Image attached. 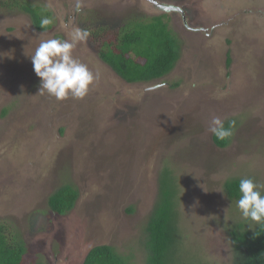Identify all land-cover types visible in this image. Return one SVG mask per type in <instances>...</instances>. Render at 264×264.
Segmentation results:
<instances>
[{
  "label": "rangeland",
  "instance_id": "1",
  "mask_svg": "<svg viewBox=\"0 0 264 264\" xmlns=\"http://www.w3.org/2000/svg\"><path fill=\"white\" fill-rule=\"evenodd\" d=\"M30 1L53 13V30L37 32L29 15L0 5V221L47 264H83L104 243L144 264L140 241L168 167L186 245L229 264L228 229L242 217L224 182L264 184V0H159L185 20L150 0H79L76 29L78 0ZM165 12L183 42L170 73L130 84L104 65L94 30ZM77 30L89 35L72 55L94 85L83 99L41 95L30 55L43 40L73 42ZM212 117L239 121L224 148L209 131ZM64 182L80 195L60 215L48 198Z\"/></svg>",
  "mask_w": 264,
  "mask_h": 264
},
{
  "label": "trees",
  "instance_id": "2",
  "mask_svg": "<svg viewBox=\"0 0 264 264\" xmlns=\"http://www.w3.org/2000/svg\"><path fill=\"white\" fill-rule=\"evenodd\" d=\"M0 5L23 11L35 27L49 31L53 27L51 13L30 0H0ZM50 23L41 26L43 19ZM100 58L128 83L157 80L170 73L182 54L183 42L170 26L168 13L140 16L114 28L101 26L93 31ZM231 63L230 57L227 60ZM176 85V84H175ZM239 121L228 119L224 127L231 133L225 139L212 136L214 143L224 148L230 144ZM244 177H230L224 190L231 200L239 199V181ZM80 191L70 182L57 187L48 198L50 209L57 214L69 213L76 205ZM178 183L170 168L159 176L156 200L148 217L140 241L144 250V264H214L195 251L187 242L181 225ZM132 209H129V211ZM232 257L229 264H264V224L237 220L229 227ZM133 253L124 254L112 244H97L87 252L83 264H136ZM0 264H47L28 254V246L19 232L0 221ZM227 264V263H226Z\"/></svg>",
  "mask_w": 264,
  "mask_h": 264
},
{
  "label": "clouds",
  "instance_id": "3",
  "mask_svg": "<svg viewBox=\"0 0 264 264\" xmlns=\"http://www.w3.org/2000/svg\"><path fill=\"white\" fill-rule=\"evenodd\" d=\"M81 10L79 0L76 11ZM50 23L45 18L41 26ZM89 33L77 30L73 35V42L57 39L43 40L30 55L33 70L40 78L39 93L45 92L57 100L67 98L83 99L94 85L95 75L85 63L72 55L74 43L86 40ZM209 131L220 139H225L231 133L224 127V121L219 117H212L209 122ZM239 199L237 208L245 221L257 225L264 224V184L252 178H242L239 181Z\"/></svg>",
  "mask_w": 264,
  "mask_h": 264
},
{
  "label": "flooded vegetation",
  "instance_id": "4",
  "mask_svg": "<svg viewBox=\"0 0 264 264\" xmlns=\"http://www.w3.org/2000/svg\"><path fill=\"white\" fill-rule=\"evenodd\" d=\"M152 3H153V5H155V6H157V7H159V3H162V2H160L159 0H150ZM49 10V9H48ZM50 11V10H49ZM75 11H76V8H75ZM50 13H51V18H52V15H53V13L50 11ZM181 13V12H180ZM79 17H81V15L80 14H77V11H76V13H75V16H74V23H75V29H76V22H77V20H78V18ZM184 17V16H183ZM185 23H186V21H185ZM32 24H33V22H32ZM187 24V23H186ZM33 26H34V29L37 31V32H47V31H42V30H39V29H37L36 27H35V25L33 24ZM54 29V25H53V27H52V29L51 30H53ZM50 31V30H49ZM33 33H35L34 31H32ZM103 61V60H102ZM104 63V62H103ZM104 65H107L106 63H104ZM120 79V78H119ZM121 79H123V78H121ZM123 80H125V79H123ZM126 81V80H125ZM156 80H153V81H147V82H155ZM127 83H128V81H126ZM142 82V81H141ZM145 82V81H144ZM135 83H140V82H135ZM131 84V83H130ZM151 85V84H150ZM156 86H158L157 84H154L153 83V85H151L149 88H150V90L154 87V88H156Z\"/></svg>",
  "mask_w": 264,
  "mask_h": 264
},
{
  "label": "water",
  "instance_id": "5",
  "mask_svg": "<svg viewBox=\"0 0 264 264\" xmlns=\"http://www.w3.org/2000/svg\"><path fill=\"white\" fill-rule=\"evenodd\" d=\"M159 7L162 8L163 10H174V9L178 10L179 12H181L182 16H184V20L186 18L184 11L178 6L176 7L165 3H159Z\"/></svg>",
  "mask_w": 264,
  "mask_h": 264
}]
</instances>
